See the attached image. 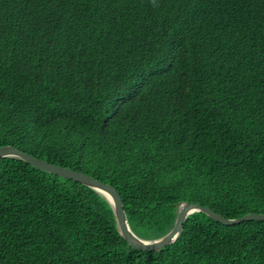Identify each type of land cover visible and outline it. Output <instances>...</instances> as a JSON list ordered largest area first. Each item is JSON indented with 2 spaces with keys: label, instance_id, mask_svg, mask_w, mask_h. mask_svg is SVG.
<instances>
[{
  "label": "trees",
  "instance_id": "trees-1",
  "mask_svg": "<svg viewBox=\"0 0 264 264\" xmlns=\"http://www.w3.org/2000/svg\"><path fill=\"white\" fill-rule=\"evenodd\" d=\"M113 186L154 240L191 202L264 214V0H0V148ZM0 264H264V221L131 247L92 189L0 159Z\"/></svg>",
  "mask_w": 264,
  "mask_h": 264
},
{
  "label": "water",
  "instance_id": "water-1",
  "mask_svg": "<svg viewBox=\"0 0 264 264\" xmlns=\"http://www.w3.org/2000/svg\"><path fill=\"white\" fill-rule=\"evenodd\" d=\"M4 158L19 159L42 171L68 180H73L95 191L111 205L120 235L131 247L141 251H159L167 246L175 244L184 232V224L186 220L196 213H203L215 221L227 226L238 225L248 221H264V214H247L237 219H227L208 207L191 202H181L178 205L177 218L173 229L161 238L146 240L133 231L122 198L113 186L86 173L51 164L45 160H40L14 146H4L0 148V159Z\"/></svg>",
  "mask_w": 264,
  "mask_h": 264
}]
</instances>
